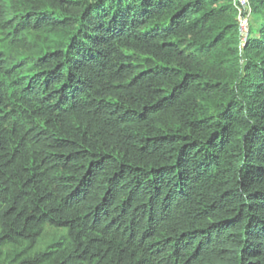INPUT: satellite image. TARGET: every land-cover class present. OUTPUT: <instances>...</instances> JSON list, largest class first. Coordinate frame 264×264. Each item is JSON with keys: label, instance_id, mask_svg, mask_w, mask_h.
Returning <instances> with one entry per match:
<instances>
[{"label": "trees", "instance_id": "obj_1", "mask_svg": "<svg viewBox=\"0 0 264 264\" xmlns=\"http://www.w3.org/2000/svg\"><path fill=\"white\" fill-rule=\"evenodd\" d=\"M247 2L0 0V264H264Z\"/></svg>", "mask_w": 264, "mask_h": 264}, {"label": "built area", "instance_id": "obj_2", "mask_svg": "<svg viewBox=\"0 0 264 264\" xmlns=\"http://www.w3.org/2000/svg\"><path fill=\"white\" fill-rule=\"evenodd\" d=\"M240 2V5L243 7V9L246 8L247 10V13H245L244 15L240 12V14L238 15V19H239V22H240V28H241V31H242V36L245 34H247V21H248V17L250 15V11L248 9V2L247 0H239ZM242 9V10H243Z\"/></svg>", "mask_w": 264, "mask_h": 264}, {"label": "rangeland", "instance_id": "obj_3", "mask_svg": "<svg viewBox=\"0 0 264 264\" xmlns=\"http://www.w3.org/2000/svg\"><path fill=\"white\" fill-rule=\"evenodd\" d=\"M241 1V0H240ZM250 18H251V16L249 15V17H248V23L247 24H249V22H250ZM247 27H248V25H247ZM247 32H248V28H247ZM245 37H246V35L244 34L243 36H242V39H245Z\"/></svg>", "mask_w": 264, "mask_h": 264}, {"label": "clouds", "instance_id": "obj_4", "mask_svg": "<svg viewBox=\"0 0 264 264\" xmlns=\"http://www.w3.org/2000/svg\"><path fill=\"white\" fill-rule=\"evenodd\" d=\"M248 33V32H247ZM247 35V34H246Z\"/></svg>", "mask_w": 264, "mask_h": 264}]
</instances>
